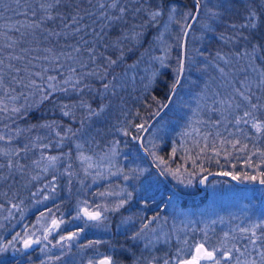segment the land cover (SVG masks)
<instances>
[{
	"label": "snow or ice",
	"instance_id": "snow-or-ice-1",
	"mask_svg": "<svg viewBox=\"0 0 264 264\" xmlns=\"http://www.w3.org/2000/svg\"><path fill=\"white\" fill-rule=\"evenodd\" d=\"M13 2L15 7L0 0V20L5 19L2 15L5 11L24 17L23 22L0 25L5 29L0 33L3 39L0 43V186H11L20 181L33 184L47 179L48 182L32 195L41 194L44 200L54 199L61 177L71 185L73 177L79 176L76 161L86 176L93 177V182L96 178H107L99 170L93 176L90 169H98L99 165L91 163L93 158L85 149L95 143L96 135H99L97 123L110 112L114 100L122 98L121 93L127 90L129 83L135 82L134 73L145 62H158L145 89L171 73L167 101L161 103L157 97H152L156 108L148 113V119L132 126L135 134L119 129L123 136L136 142L139 151L136 155L125 154L124 158L133 165L127 171L123 168H117L116 172L109 170L108 176H122L126 182L142 177L151 179L150 174L146 175L147 169L137 165L142 153L158 161L159 177L171 176L185 187L193 184L195 173L185 175L179 169L166 167L167 161L157 155L159 145L156 140H163L159 133L168 126L164 120L167 112L189 107L184 96L197 100L208 97L210 84L204 76L212 67L227 88L223 93H212L209 111L219 118L211 122L217 128L226 122L236 129L233 133L224 127L233 139L225 137L220 143H228L241 153H250L246 156V163L253 169V173L223 172L220 175L264 186V148L252 143L253 138L264 140V0H247L238 23L226 21L233 6L231 0H192L191 5L185 4L183 8L179 7L177 0H41L35 7L28 0ZM85 3L87 8L83 7ZM89 20L91 23L87 22ZM173 26L176 30L174 45L166 39L173 36ZM197 31L200 35L194 36ZM210 38H215L219 44L214 53L206 56L205 47H192L194 42L204 45ZM61 40L63 45L59 44ZM141 48L143 52H139ZM173 51L177 53L174 57L170 55ZM156 52L163 54L154 55ZM129 54H136L132 63L127 62ZM61 97L72 102L64 103ZM48 103L57 104L67 122L39 119L32 122L34 114ZM245 128L254 130L253 135L245 134ZM145 133L149 136L155 133V138L149 140ZM210 136L220 137L221 133L209 132L204 140L207 142ZM242 140L248 143H242ZM118 144L116 141L111 145L113 156L119 154ZM53 148L58 149L57 154H51ZM175 154L173 148L172 156ZM206 180L207 177H203L199 183ZM125 191L98 195L119 197ZM177 195H167L163 206L167 208L173 204ZM132 198V193L127 192L111 205L79 200L73 206L75 215L71 220L82 221V225L68 235H61L56 246L71 249V242L79 240L87 229H108L111 223L109 214L119 213ZM11 207L18 208L16 204ZM51 212L48 209V213ZM46 215L41 213L42 218ZM126 219L132 221L130 216ZM158 219L159 214L142 221L131 235L130 239L143 248L138 255L129 250L132 264H264V224L238 226L245 241L239 246H228L227 233L219 247L206 246L205 232L200 242L189 244L185 238L182 241L185 247L178 244L174 250L166 249L163 255H157V245L170 243V234L161 236L156 228L151 227ZM70 222L62 217L51 218L50 225L44 228L43 240L48 241L49 234ZM175 239L180 241L179 236ZM41 242L39 237L33 239L31 233L23 237L16 233L12 240L0 244V254L10 249L20 251L15 247L16 243L29 249ZM101 243L100 240H90L82 247L89 249ZM54 259L60 260L61 256ZM87 264L122 262L113 255H105L98 260L88 259Z\"/></svg>",
	"mask_w": 264,
	"mask_h": 264
},
{
	"label": "rangeland",
	"instance_id": "rangeland-1",
	"mask_svg": "<svg viewBox=\"0 0 264 264\" xmlns=\"http://www.w3.org/2000/svg\"><path fill=\"white\" fill-rule=\"evenodd\" d=\"M180 8L183 7L181 6ZM175 34L176 30L175 26H173V36L166 37L168 43L173 45L175 44ZM162 54V52L154 53V55ZM176 54V51L170 53V55L173 57ZM157 66L158 62L141 63L139 68H137L138 72L134 73V75L136 76L135 82L129 83V86L126 90L127 94L131 95L133 94V92L138 90L142 94L149 93L152 90L154 84L147 89H145L144 86L149 83L151 73L152 71L157 70ZM172 67H175L174 62L172 64ZM159 71L166 70L159 69ZM209 76L210 77H207V79H205L208 80L210 84V91L208 97L197 100L189 96H184V99L189 101V107H181L179 108V110L169 111V113L174 114L176 111L177 113L187 114L191 111L194 112L195 116H200L201 113L204 114L205 111H207V113L213 115V113L209 111V107L212 104V93L215 91H220L223 93L226 91L227 86L222 83L217 70L211 71ZM113 119H115V117H113ZM229 119H231V117H229ZM103 121H106V117L100 122ZM165 121L167 122L168 126L165 130L159 133V135L163 137V140H156V143L159 145L158 149L156 150L157 155L162 156L167 161L166 167H169L173 170L179 169L180 172L185 175H187V173H195V177L193 178V184L189 187H185L183 185L178 184L176 180H174L171 176L167 177V179L169 178L170 180H172L174 185L180 188L182 191H196L195 183L199 182V180L205 176L204 172L202 171L204 170L203 168L207 166L209 167L210 165H213L214 168H217V165L222 168L226 167L230 171H232V173L235 174H241L243 172L253 173V169L247 167L246 163V156L250 153H241L233 149L228 143L221 144V140L215 142L213 139H211V136L206 142L204 140L206 132L205 126L203 125V121L199 118L191 122L192 128L189 130L190 134H195V138H192L190 139V141L187 142L183 140L185 142H182L178 146L174 143H171V146L175 148L178 152V156H171L169 150L170 142H168V129L171 120L165 119ZM208 126H210L209 129H211V131H213L214 133H216L217 131L225 132L224 127H227L229 132H236V129L231 124H227L226 122L225 124L220 125L218 128L214 127L212 124H208ZM128 127H130V124L128 125ZM132 131L135 134L134 127H132ZM244 131L245 134L249 136H252L254 132V130L249 131V129L247 128H245ZM118 132V134L121 135L120 138L125 137L121 134L120 131ZM126 138L127 139L122 141L125 146L119 141V144L117 145V152L119 154L115 156H113L110 152V148L112 143L116 141H112L107 148L96 150L94 148L92 149V147L101 145L100 142H102L101 138L100 140L96 138L95 143L90 144L85 149L86 154L92 156L93 158L91 163L93 165H99L98 169L96 167H93L92 169H90V171L93 173V176H95V172L99 170L100 172H103L105 174V177L107 178H96L95 182H93V177L86 176L83 172L81 180L83 181V184L80 183L81 186L79 189L75 190L76 195L73 198H70V193L68 192V190L64 189L65 187H62L58 182L57 183L59 187L57 189V193L54 199L44 200L43 195L41 194L34 196L33 203H30L29 207L25 206V209H23V211L20 213L21 215L19 221L15 222L14 224L12 223V227L6 230L7 232L4 235H0V244L12 240L13 236H15L16 233H20L22 237L25 236L26 233H31L33 234V239L37 237H41L43 239V235L45 234L44 228L50 225L51 218H56V215H59V213L56 214L55 212L62 209V206L64 204L63 201L69 202L68 204L72 202L71 205H76L79 200L87 199L92 204L107 203L111 205L112 202H114L115 200L123 198V196L126 195L127 192L132 193V200L129 202V204L125 206V208H122L119 213L109 214L111 216V223L108 229L89 228L85 231L84 234L81 235L79 240L72 242V246L75 247V245H79L78 248L81 249L80 245L83 243L84 240L82 236H86V233L89 232L87 237H90V240L102 241L101 244H98L93 247V250L97 252L95 254L101 256L103 253L100 252L99 246H107L110 243L111 239L118 240L119 235H129L130 238L133 232L138 229L142 221L146 222V219H151L157 214H159L160 219H158L153 225H151V227L156 228L157 232L160 233L161 236H164L165 234H170V243L168 245H157V247L159 248V251L156 252L157 255H163L164 250L170 246L172 241L177 236L180 237L181 241L186 238L189 241V244H192L194 241H202L204 239L205 232L207 233L208 241L206 246L216 245L217 247H219L221 242L225 240L226 233L229 234L228 240L226 241L228 243V246L231 247L233 244L239 246L245 243V241L243 239V234L238 231V226L250 227L251 225L257 223L264 224V186L261 185L242 187L234 183H225V181L213 178L209 181V184L207 186V201L203 205L193 206L192 201H189L190 206L183 207L181 205L183 199L179 196H176L174 198V203L170 204L167 208H165L163 206V203L167 202L166 196L170 194H168V191L166 190L165 185L162 182L163 180H161L160 177L157 175V173L155 172L156 170L153 168L155 170L154 171L152 167H150V164L142 153H140L141 158L137 160V165L144 169H147L146 175L150 174L151 179L144 180L140 185L138 183V180L126 182L123 180L122 176L114 175L109 177V170H111V172H116L117 168H123L125 171H127L128 167L133 166L130 164V160H126L124 158L125 154L132 153L133 155H136L139 150L135 141L130 140V138L128 137ZM147 138L149 140L154 139L155 133L151 136L147 135ZM237 138H239V136H237ZM243 142L248 143V141L246 140H242V143ZM205 143H207L206 148H204ZM252 143H256L258 147L264 148V140L253 138ZM167 146L168 149H165ZM226 147L229 148L226 149ZM249 148H251V143H249ZM201 149H203V151ZM211 151L214 154L216 162L206 161L203 164L201 163L203 167H199L195 172H193L192 170L188 172L186 170L187 165L184 161L185 156H190L193 154V152H197V154L199 155L198 158H201L203 155L210 154ZM105 153H108V155L105 156ZM217 153L219 154L217 155ZM254 159L256 158L254 157ZM152 160L155 165L158 163V161H154L153 158ZM259 162L260 161L257 160V163ZM244 182L252 183L248 181ZM121 189H125L126 191L121 193L119 197H101L98 195V193L101 192H120ZM36 192H38V190H35L33 193ZM154 193H159L163 196H153ZM162 198L165 199V202L163 201L162 203L161 201L157 203L159 204V206L154 208L155 213H152V215H150V212H152V210L144 211L146 207L148 208V206L151 205L145 204V201L150 202L155 200L157 202L160 201ZM137 202H141V207L139 206L138 210L134 211L133 208L134 206H136ZM48 209H51L52 212L48 213ZM41 213H46L47 215L42 218ZM12 215L13 214L11 213L5 215L4 221L9 222L11 219H13L14 216ZM129 216L132 217V221H127L126 218ZM61 217L66 221L68 219V217H66V214H62L59 216V218ZM140 217L143 218L141 222L138 221ZM122 220H124L125 223L122 224ZM213 221H215V223H213ZM76 223L82 225V221H77L69 225L67 223L62 224L61 227H72L75 226ZM118 225L119 227H117ZM2 227L3 225L0 226V228ZM54 233L55 231L49 234L48 238H50V236ZM67 234H69V232ZM90 240L86 238V242ZM45 244L47 243H45L43 240V243L40 249L38 250V254H40L42 257L50 251L49 245L47 244L48 247L45 248ZM21 245L22 243H16L15 247L19 249L21 248ZM131 245L133 246V249L131 251L136 252L137 255L140 251H143L142 246L137 244L133 240H131ZM180 247L185 246L182 243ZM8 252H10L11 255H17L18 251H13L10 249ZM78 253L79 255H84L83 251H78ZM122 253L123 250L120 249V255L118 258H120ZM6 254L7 252L0 254V263H3L5 261L4 256ZM94 257L95 256L91 255L89 256V259L97 260ZM74 263L78 264V259H75Z\"/></svg>",
	"mask_w": 264,
	"mask_h": 264
},
{
	"label": "trees",
	"instance_id": "trees-1",
	"mask_svg": "<svg viewBox=\"0 0 264 264\" xmlns=\"http://www.w3.org/2000/svg\"><path fill=\"white\" fill-rule=\"evenodd\" d=\"M23 2L24 0H22V3ZM28 2L31 3L33 7H35L39 2H41V0H28ZM231 2L233 6L229 10V15L226 17V21H229V22L234 21L238 23L240 22L244 14L245 5L247 3V0H231ZM4 3L11 4L13 7H15L13 0H4ZM177 3L179 7L181 6L183 7L185 4L191 5L192 0H177ZM26 6L27 5H25V7ZM83 7L87 8L88 4L85 3ZM2 15L5 17V19L0 20V25L7 26V25L15 24L17 21H20V22L24 21L23 16H19L16 13L11 12V11H5L2 13ZM87 22L91 23L90 20ZM4 30L5 29L0 28V33H2ZM193 35L197 36V35H200V33L197 31V32H194ZM0 43H3L2 38H0ZM59 44L63 45L64 41L63 40L59 41ZM146 46L147 45H145V47ZM192 47L196 49L205 47L206 48L205 55L207 56L209 53H214L217 47H219V44L215 38H210L208 41L205 42L204 45H201V43H198V42H194L192 44ZM225 51H227V49H225ZM139 52H143V49L142 48L139 49ZM107 54L109 53H106V55ZM5 55H7V53H5ZM193 55H195V53H193ZM135 59H136V54H129L127 57V62L132 63V61ZM119 71L120 69H117V72ZM211 71H215V69L212 67H209L207 70V73L204 76L205 79H207V77H210L209 74L211 73ZM136 72H138L137 69H136ZM170 78H171V73H168L166 76L162 77L158 83L154 84L152 90L149 93L142 94L138 90V91L133 92V94L128 95L127 91H123L121 93L122 98L114 100L112 109L106 115V121L97 123L96 128L99 130V135H96V138L99 140L101 138L102 142H100L101 145L93 146L92 149L94 148L96 150H99L102 148H107L112 141H120L122 144H124L122 141L127 139L126 138L127 136H125L124 138L123 137L120 138L121 135L118 134L119 129L124 128L129 131H132V126L136 122H140L142 119H148V113L153 111L156 108V102L152 99L153 96L157 97V99L161 103L166 102L167 92H168L167 85L170 81ZM60 99L64 103L72 102L67 97H61ZM148 105H151V107H148ZM137 113H139L140 115H137ZM113 117H115V119H113ZM197 118L203 121V125L205 126V131H206L205 135H207V133L209 132H212L214 134V132L211 131V129H209L210 126H208V124H212L211 121H215L219 117L214 114L211 115L207 113V111H205L204 114L201 113L200 116H195L194 112H191V111L188 112L187 114L177 113L176 111L174 114H170L168 111L167 114L164 116V120L165 119L171 120L169 123V129H168L169 130L168 142H170L169 150H170L171 156H172V149H173V147L171 146V143H174L175 145L178 146L182 142H185V141L187 142V141H190V139L195 138V134L194 133L190 134L189 130L192 128L191 122L193 120H197ZM38 119L48 120V121H57V122H67V117L61 116L60 111L58 110L57 104H54V103L45 104L39 112L34 114V118L32 122H35V120H38ZM129 124H130V127H128ZM220 133H221L220 137L211 136V139H213L215 142H217L218 140L224 139L225 137L229 140L233 139V137L228 136V132H220ZM227 148L229 147H226V149ZM165 149H168V146ZM57 152H58V149L53 148L51 150V154H57ZM177 153L178 152L176 151L175 156H178ZM198 157L199 155L197 154V152H193V154L190 156H185L184 161H185V164L187 165L186 170L188 172L191 170L195 172L206 161L216 162L212 151L210 152V154L203 155L201 158H198ZM75 163H76V170L79 172V176L73 177V183L71 185H68L67 180L64 177H61L60 180H58V183L62 187H65L64 189L68 190V192L70 193L69 194L70 198H73L76 195L75 190L80 188L81 186L80 181L82 180V174H83V171L79 166V161H76ZM217 166H218L217 168H214L213 165H210L209 167L204 166L205 168H203L204 170L202 171L204 172V175H207L210 173L232 172L226 167L222 168L219 165ZM216 179L225 181V183L233 184V182L228 179H224V178H216ZM168 180L178 191H180L183 194H196L199 192V182L195 183L196 191H191V190L182 191L180 188L174 185L172 180H170L169 178ZM143 181H144V178H141L140 180H138V183L141 185ZM47 182H48L47 179H43L41 181H36L33 184H27L26 181H20L19 183H13L11 186H9L8 184H4L0 186V226L3 225V227L0 228L1 236L7 232L6 230L12 227V223L14 224L15 222L19 221L20 215H21L20 213L23 211V209H25V206L29 207L30 203H33L34 196L32 195V193L35 190L42 188L43 185L46 184ZM164 185H165L166 190L169 191L170 188L167 186V184L164 183ZM158 195L160 194L159 193L153 194V196H158ZM162 196L163 195L161 194L160 197ZM181 198L183 199L182 204H181L183 207H189L190 206L189 201H192L193 206L203 205L207 201V195L199 199H189V198H184V197H181ZM162 199L157 202L155 200L147 202L148 205L149 204L151 205L148 206V208L146 207V209L148 210L145 209L144 211L152 210V212H150V215H152V213H155L154 208L159 206V204L157 203L161 201L162 203L163 201L165 202V199L163 200ZM63 203L64 204L62 208L65 206L71 205L72 202L68 204L69 202L63 201ZM12 204H16L18 208L16 209L12 208L11 207ZM140 205H141V202H137L136 204L137 207L134 206L133 210L137 211ZM9 213L13 214L12 216H14V218L11 219L9 222H5L4 217L5 215H8ZM142 220L143 218L141 217L138 219V221L140 222ZM118 237L119 239L117 242L119 246L121 247V249L123 250V253L120 256V258H116V259L120 260L122 264H132V260L129 258L130 257L129 250H132L133 246L131 245V240L129 238V235L127 236L119 235ZM181 242H182L181 239L180 241H177L176 239H174L172 243L170 244V246L167 247L166 249L169 251H172L176 248L178 244L180 246L182 244ZM0 264H4V262Z\"/></svg>",
	"mask_w": 264,
	"mask_h": 264
},
{
	"label": "flooded vegetation",
	"instance_id": "flooded-vegetation-1",
	"mask_svg": "<svg viewBox=\"0 0 264 264\" xmlns=\"http://www.w3.org/2000/svg\"><path fill=\"white\" fill-rule=\"evenodd\" d=\"M150 167H152V166L150 165ZM152 169H153V167H152ZM160 179H161V177H160ZM172 193H173L172 190L168 191V194H172ZM73 206L74 205H69V206L63 207L61 210L55 212L56 214L59 213L58 216L56 215V218L59 219L60 215L66 214V217H68L67 221H71L70 223H67L68 225L77 222V221L70 219L72 216L75 215V212L73 211ZM78 222H80V221H78ZM78 225L79 224L76 223V225L72 226V227H68V226L60 227V229L58 231H55V233L53 235H51L50 238H48V241H51L50 244L48 241H44L50 247V249H49L50 251L48 253H46L45 256L42 257L40 254H38V250L40 249V247L43 243V239L41 237H39L42 242L39 246H37L33 249L27 250V249L23 248V245H21V248H19L20 251L17 252V255H11L10 252H7V254L4 256L5 257L4 264H69L70 262H71L70 264H75L74 263L75 259H78V264H87V260L89 259V256H91V255L95 256L94 258H96L97 260L102 258L105 255H113L114 258L119 257L121 247L119 246L117 239L116 240L111 239L110 243L107 246L106 245L99 246L100 252L103 253L101 256H98L97 254H95L97 252H95L93 250L94 248L84 249L82 246L85 243H88V242H86V238H88V240H90V237H87L89 232L86 233V236H82L84 240H83V243L80 245L81 249L78 248L79 245L78 246L75 245V247L72 246L71 249H67V248L61 249L59 246H56V242L61 235H68L67 233L68 232L70 233L71 231L76 230ZM78 251H83L84 255H79ZM56 256H61V259L60 260L54 259V257H56ZM49 257H53V259H49Z\"/></svg>",
	"mask_w": 264,
	"mask_h": 264
},
{
	"label": "water",
	"instance_id": "water-1",
	"mask_svg": "<svg viewBox=\"0 0 264 264\" xmlns=\"http://www.w3.org/2000/svg\"><path fill=\"white\" fill-rule=\"evenodd\" d=\"M145 136H147V133L144 134ZM147 161L150 163V165L156 170L157 174L159 173V169L156 167V165L154 164L152 157L151 156H145ZM204 177H207V180L205 181V183L201 184L199 183V192L196 194H183L180 191H178L170 182L168 179L161 177V179L164 181V183L167 184V186L170 188V190H172L173 192L177 193L179 196L184 197V198H189V199H199L202 198L204 196H206L208 194V184L209 181L213 178H224V179H228L230 181H232L233 183L242 186V187H249V186H256L259 184H252V183H245V182H239V181H235L232 180L230 176H224V175H220V173H210L205 175ZM203 178V177H202ZM41 244V243H40ZM39 244V245H40ZM39 245H33L31 248L29 249H33ZM28 250V249H27Z\"/></svg>",
	"mask_w": 264,
	"mask_h": 264
}]
</instances>
